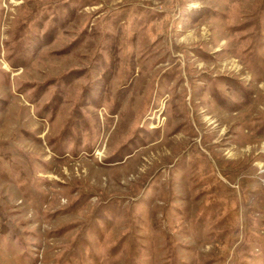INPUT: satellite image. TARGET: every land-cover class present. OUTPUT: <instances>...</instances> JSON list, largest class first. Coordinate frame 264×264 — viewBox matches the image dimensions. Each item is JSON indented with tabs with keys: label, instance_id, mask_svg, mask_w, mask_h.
<instances>
[{
	"label": "rangeland",
	"instance_id": "374dc122",
	"mask_svg": "<svg viewBox=\"0 0 264 264\" xmlns=\"http://www.w3.org/2000/svg\"><path fill=\"white\" fill-rule=\"evenodd\" d=\"M0 264H264V0H0Z\"/></svg>",
	"mask_w": 264,
	"mask_h": 264
}]
</instances>
